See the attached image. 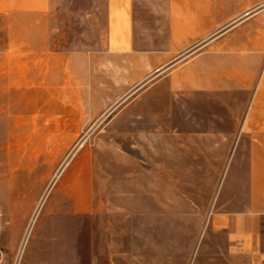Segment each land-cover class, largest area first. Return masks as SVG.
Returning <instances> with one entry per match:
<instances>
[{
	"label": "rangeland",
	"instance_id": "obj_1",
	"mask_svg": "<svg viewBox=\"0 0 264 264\" xmlns=\"http://www.w3.org/2000/svg\"><path fill=\"white\" fill-rule=\"evenodd\" d=\"M1 7L0 264L234 260L215 221L226 173L188 170L186 149L170 158V140L155 135L154 112L172 111L184 130L187 110L203 108L155 109L169 99L146 92L157 76L124 93L121 67L45 59L35 29ZM213 110L232 115V103Z\"/></svg>",
	"mask_w": 264,
	"mask_h": 264
},
{
	"label": "crops",
	"instance_id": "obj_2",
	"mask_svg": "<svg viewBox=\"0 0 264 264\" xmlns=\"http://www.w3.org/2000/svg\"><path fill=\"white\" fill-rule=\"evenodd\" d=\"M1 5L35 29L43 58L104 60L108 68L121 67L124 93L157 76L146 92L168 93L169 99L158 100L155 109L203 108L201 116L187 110L185 122L192 127L184 130L172 111L166 119L154 112L155 135L170 140L165 145L170 158L177 148L186 149L195 166L188 170L226 173L215 215L232 244L235 259L226 262L264 264V0H1ZM231 103L232 115L213 110L229 112ZM162 123L170 124L166 131ZM223 123L232 129L209 126ZM215 148L221 154L211 160L207 149ZM161 162L167 164V158Z\"/></svg>",
	"mask_w": 264,
	"mask_h": 264
},
{
	"label": "bare ground",
	"instance_id": "obj_3",
	"mask_svg": "<svg viewBox=\"0 0 264 264\" xmlns=\"http://www.w3.org/2000/svg\"><path fill=\"white\" fill-rule=\"evenodd\" d=\"M65 164V163H64ZM64 167V166H63Z\"/></svg>",
	"mask_w": 264,
	"mask_h": 264
}]
</instances>
